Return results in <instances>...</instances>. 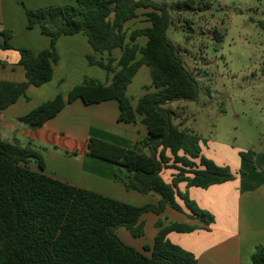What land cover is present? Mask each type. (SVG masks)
I'll list each match as a JSON object with an SVG mask.
<instances>
[{"label":"trees","instance_id":"16d2710c","mask_svg":"<svg viewBox=\"0 0 264 264\" xmlns=\"http://www.w3.org/2000/svg\"><path fill=\"white\" fill-rule=\"evenodd\" d=\"M149 23L129 33L125 25L138 16V9ZM27 27L38 25L50 37V47L37 53L10 43L12 30L0 26V48L15 49L25 80L0 79V112L25 95L29 85L40 86L53 75L59 60L55 48L62 35L82 33L92 50L107 53L105 59L87 56L107 74L110 82L84 78L68 92L71 102L77 98L85 104L115 99L118 120L141 122L148 135L126 148L99 138L89 137L86 151L125 169L115 175L127 190L142 194L156 193V204L136 206L107 195L59 180L43 172L41 152L33 145H20L0 136V264H199L194 254L171 242V231L190 232L194 225L184 222L156 223L159 228L151 245L139 250L125 243L117 233L125 227L132 236L144 234L141 219L146 212L162 213L166 206L183 212L205 225L213 215L201 209L177 184L207 188L234 178L227 166L201 154V136L173 122L174 111L167 104L179 100H197L198 80L186 67L166 31L170 15L165 4L152 0H76L74 3L50 4L26 8ZM146 37L143 45L136 42ZM220 40L221 35H215ZM120 50L115 57L112 52ZM141 65L150 69V87L132 105L126 88ZM61 93L41 102L18 117L23 123L38 127L55 116L64 106ZM169 150L171 156L166 155ZM255 151H239L241 158L254 161ZM172 159L178 170L171 183L161 176L162 167ZM34 163L40 170L30 167ZM188 174V175H186ZM253 264H264V244H257L251 254Z\"/></svg>","mask_w":264,"mask_h":264},{"label":"crops","instance_id":"0c3cea01","mask_svg":"<svg viewBox=\"0 0 264 264\" xmlns=\"http://www.w3.org/2000/svg\"><path fill=\"white\" fill-rule=\"evenodd\" d=\"M75 1L0 0V26L12 30L10 43L13 47L27 48L35 54L50 47V37L42 33L38 25L27 27L25 7L37 8ZM146 10L148 9H138V16ZM148 24L147 22L145 25L130 27L126 30L129 33L134 28ZM0 41H2L1 37ZM145 41L144 36L136 38V42L140 45H143ZM55 48L59 54V60L53 67L52 78L40 86L29 85L25 95L20 96L16 102L0 112V136L23 146L33 145L43 155L45 163L43 172L59 180L136 206L156 204L160 199L158 194L153 192L142 194L136 190H127L121 181L115 179L116 174L120 177L125 175L123 167L109 160L91 156L86 151L89 137L99 138L126 148L132 147L136 141L148 135L146 125L141 122V116L135 123L118 120L119 105L115 99L92 104H85L79 98L71 102L68 100L69 90L81 81L75 78L77 60L81 57L86 61L87 56H93L97 60L105 59L107 53H95L87 37L82 33L60 36ZM112 55L118 57L120 50L115 49ZM19 57L20 54L15 49L0 48V79L25 80L24 70L18 64ZM86 62L88 66L102 70L105 75L101 79L104 82H110L111 74H107L96 64H90L88 60ZM140 67L133 77L138 74ZM100 74L103 73L100 72L99 76ZM127 88L126 95L130 98L132 105H135L138 98L147 90L134 98L127 93ZM57 93L62 94L65 104L43 125L32 127L18 120L19 116L41 102L53 98ZM174 115L173 122L187 128L185 126L187 118L182 115V118L176 121ZM202 141L201 137L200 143ZM239 151L242 150H237L239 156L237 163L229 168L234 174L233 179L207 188L187 186L185 181L177 184L180 192H186L198 207L213 215L212 223L205 225L190 218L183 201L176 197L184 211L180 212L166 206L160 214L144 213L141 217L144 234L138 237L141 241L135 243L136 246L133 247L142 251L144 245L153 243L159 230L156 225L158 221L162 220L163 224L184 222L194 225V229L190 232L171 231L167 234V238L192 252L199 264H253L251 254L255 246L264 244V154L256 153L254 161L250 162L241 158ZM201 154L205 155L206 152L201 150ZM166 155L171 156L169 150L166 151ZM208 157L219 165H226L222 158L219 160L217 158V161L215 154L211 151H208ZM30 167L40 170L34 163H30ZM177 172L171 159L162 167L160 174L165 182L171 183L173 175ZM120 238L132 246L127 235L124 234L123 238L122 236Z\"/></svg>","mask_w":264,"mask_h":264},{"label":"rangeland","instance_id":"374dc122","mask_svg":"<svg viewBox=\"0 0 264 264\" xmlns=\"http://www.w3.org/2000/svg\"><path fill=\"white\" fill-rule=\"evenodd\" d=\"M152 1L167 6L166 35L200 85L197 100L167 104L176 121L185 116V126L202 137L204 156L211 151L228 168L237 163V150L264 154V0ZM145 24L139 14L126 29ZM86 61L80 57L75 63V78L103 81L105 73ZM150 85L149 67L143 65L127 93L136 98ZM117 233L127 235L132 246L141 241L123 227Z\"/></svg>","mask_w":264,"mask_h":264}]
</instances>
